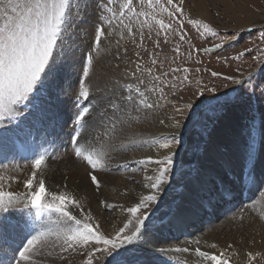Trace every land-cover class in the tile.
<instances>
[{"label": "snow or ice", "instance_id": "6c2138e0", "mask_svg": "<svg viewBox=\"0 0 264 264\" xmlns=\"http://www.w3.org/2000/svg\"><path fill=\"white\" fill-rule=\"evenodd\" d=\"M183 3L184 0H0V143L7 144L21 135L30 137L34 131L38 133L46 122L58 118L59 110L65 103L62 97L72 95L74 113L70 117V146L74 156L86 163L90 180L99 189L101 185L96 173L110 170L108 153L104 145L97 147L85 138L88 130L102 128L103 134L110 138L117 131V124L138 121L140 113H148L161 106L159 101L165 98L166 89L178 87L177 83L164 82L162 78L167 77L168 72L154 70L159 63L155 54H150L152 67H146L140 52L135 53L137 60L131 62L134 68L125 67L123 79H112L104 87L94 85L90 77L94 73L95 62L111 54V41L107 47L102 46V41L114 35L117 37L114 58L118 61H122V56L127 54V48H122V41L135 43L139 35L137 47H143L145 28L149 34L155 28L156 35L163 34L167 43L168 33L178 31L171 21L178 14L183 16ZM93 5L96 10L94 22L85 19L86 13L91 15L89 8ZM165 16L169 18L168 22ZM188 22L201 26L204 29L201 35H219L202 21L190 19ZM85 25L91 26V32ZM182 28L183 22L179 21V29ZM77 29H81L85 37L91 36V44L88 52L82 56L77 79L65 87L63 73L75 63V50L69 40L75 42L74 37L80 35ZM261 36L264 37V31ZM180 39L184 40L185 34L180 33ZM159 46L157 41L156 47ZM214 47L219 48L221 44ZM175 51L179 54L178 46ZM243 55L241 52L235 59ZM160 66L163 67L162 64ZM115 68L119 69L120 63ZM180 70L171 69L172 72ZM183 71L187 72L188 69ZM211 75L216 77L220 74L212 72ZM224 78L232 80L234 84L244 83L230 76ZM261 78L264 79V70ZM187 80L188 77L184 76L179 84ZM196 84L198 87L192 93V98L183 104H172L174 114L169 117L171 123L159 121L176 131L151 139L132 140L125 146L156 147L167 150V154L161 158L148 156L133 162L141 166L155 164L156 174L145 177L149 182L145 187L150 188V194L141 196L136 204L126 209L129 219L112 235L102 232L91 213L85 214L80 202L70 193L48 190L43 179L37 180L38 171L51 158L47 149L34 150L30 157L33 171L24 181L26 192L5 190V178L0 175V253L5 257L0 259V264H35L36 258L53 257L57 249L61 261L68 260L70 254H81L85 256V264H96V254L99 253L110 258L106 264H147L137 253L142 245L150 242L152 217L159 210L157 207L149 213L147 209L161 202V193L172 187L170 180L173 177L182 175L181 168L173 170L178 155L176 147H183L187 142L185 137L193 132L203 135L208 129L206 121H215L234 105L247 103L249 113L253 111L251 97L246 100L247 93L243 89L238 90L235 99L229 98L227 93L224 97L209 99L205 97V92H215L216 89L200 86L199 80ZM172 95L176 93L172 92ZM152 96L157 99L151 100ZM179 99L183 100V97ZM243 135L240 172H229V175H235V179L214 188L213 194L220 199L226 196L235 199L237 194L243 192L245 179L253 185V189H250L253 196L264 185V176L256 173L257 162L264 148V116L257 124L255 115H250ZM198 176L199 173L193 179ZM10 179L14 181L16 177ZM102 203L105 208L115 207ZM73 209H80V213L74 214ZM176 212L179 214L181 209L177 208ZM53 214L55 220L52 219ZM16 216L19 218H14ZM42 217L47 219L42 220ZM239 218L243 219L242 216ZM261 218L264 219V215ZM159 219L163 220V217ZM199 243L196 240L197 247L191 250L198 264H229L224 251L202 250ZM208 247L215 249L217 245L213 243ZM159 251L163 253L169 250ZM174 251L187 253L190 249L175 248ZM259 255L249 252L247 264H252Z\"/></svg>", "mask_w": 264, "mask_h": 264}, {"label": "rangeland", "instance_id": "374dc122", "mask_svg": "<svg viewBox=\"0 0 264 264\" xmlns=\"http://www.w3.org/2000/svg\"><path fill=\"white\" fill-rule=\"evenodd\" d=\"M182 7L184 10L183 16H180L178 14L176 19L171 21L173 24V28L178 29V31H170L168 33L167 43H165V36L163 34H161L160 36L156 35L155 28L153 29L151 34H149L148 29L145 28L144 29L145 38L142 48L137 47V45L140 43L139 35H137L135 43H133L131 40H125L121 42L122 48L124 47L127 48V54L122 56L123 62L118 61L114 58L115 53L117 51L115 47V40L117 37L114 35L113 37H110L108 40L102 41V46L105 47L109 46V42L111 41V54H106L95 62V70L93 75L90 77V82L93 83L94 85H98L102 87L101 84L98 83H103L104 85H106L109 84L112 79H123V72L125 67L134 68V64H132L131 62L137 60L135 53L140 52V56L143 58L142 63L144 66L152 67L150 54H155V58L158 60L159 63L157 64V66H155L154 70L156 72L164 71L169 73L167 77L162 78L165 83L178 84V87L175 89H166L165 98L159 101L161 106L158 108L164 111H169L173 113V109H172L173 103L183 104L184 102L192 98V93L195 92L198 87L196 84L197 80L201 82L200 86L216 89L215 92H205V97H209V99H211L212 97H224L226 93L228 94L229 98L235 99L238 95V90L243 89L247 93L245 99L247 100L248 97H251L250 106L253 109L252 113H249V104L247 103L234 105L229 110H227L229 111L230 115L238 113V115L241 114V117H243L242 119H240V122H236L234 126L236 133L241 136L240 138H238V141L236 142V146L240 149L244 144L243 133L245 126L249 123L250 115H255L257 124L260 122L261 117L264 116V94H262V92H264V79L261 78L262 70H264V37L261 36V32L264 31V0H184ZM95 12L96 10L94 9L91 16H89L86 13L85 19L94 22L96 19ZM164 19L166 20V22H168L169 20V18H167L166 16L164 17ZM190 19L202 21L204 24L209 25L213 30L219 33V35L212 36L209 33H204V35H201V33L204 32V29L201 26H193L192 24H190L188 22ZM179 21L183 22L182 29H179ZM84 27H87L91 32L90 25H85ZM77 31L80 32V35L74 37L75 42L73 43L71 39L69 40V43H72L75 53L76 52L78 53V56H75V58H77V64L73 65L74 69L73 66L68 67L63 73L65 77V87L69 83L74 82L77 79L81 69L80 61L82 59V56L88 52L89 46L91 44V36L85 37L81 29H77ZM180 33L185 34L184 40L180 39ZM157 41H159V45H160L159 48L156 47ZM83 42L86 43L83 44ZM217 44H221V47L219 48L214 47ZM177 46L179 47V54H177V52L175 51ZM205 49H211V51L206 52L204 51ZM246 50H250V51H246ZM241 52H243L244 55L240 56L239 59H235V57H237L238 54ZM117 63H120L119 69L115 68V65ZM161 64L163 65L162 68L160 66ZM174 68H179L181 70L178 72H172L171 69ZM185 68L188 69L187 72L183 71V69ZM104 70H108V72ZM100 71H103L102 73L107 74L106 76L108 75L110 76L108 77L109 81L103 82L101 80L100 82L97 80L98 77L96 75ZM212 72H217L220 75L213 77L211 75ZM184 76H187L188 80L184 81V83L181 85L179 84V81L183 80ZM226 76L233 77L234 79L237 80L243 79L242 81H244V83L238 85L234 84L232 80L225 79L224 77ZM172 92H175L176 95H172ZM181 96L183 97V100L179 99V97ZM67 97H68V104L70 106L69 112H71L70 114L71 117L74 113V111L73 112L71 111L72 109H74L72 103L73 97L72 95H68ZM156 99H157L156 96L151 97V100H156ZM226 112L221 114L215 121L212 120L206 121L208 129L207 132H205L203 135H197L195 132H193L189 136L185 137L187 142L184 144L183 147H179V146L176 147V151L178 155L175 157L173 170L175 171L176 168L178 167L181 168L182 175H180L179 177H173L172 180H170V183L172 184L170 191L173 192L170 195L171 197H166L168 191L161 193V197H160L161 202L158 205H151L147 209L149 213H151L154 208L158 207L159 209L156 213V216L152 217L153 218L152 221L154 223L153 226L159 225L165 218L170 217V215L174 210L175 202L184 200L182 204L184 203L185 205L184 204L183 205L186 207L190 206L187 203V200L202 201L203 203H207L206 201L207 195L205 194L203 195L201 190L198 189L199 182H203V181L206 182L203 176L206 177V180L208 182V180L211 179L210 176H213L214 173L216 178H218L219 180L223 179L222 180L223 184L225 181L230 180V178L232 177L229 175V172L231 173L234 172L235 168L233 166L230 167L229 165L228 166L229 169H227L228 167L222 164V165H215V168L212 167L211 169V167L209 168L205 165H202L204 153H206L205 154L206 157L210 156L214 158H219L220 157L219 155H224V153L223 154L217 153V157H216L209 149V146L213 144V135L217 133L220 127V120L223 117V115H225ZM149 113L151 112H148V114ZM148 114L146 115L147 118L145 119V115L144 114L142 115V113H140L139 114L140 118L138 121L135 120L130 121L129 124L127 123V125L136 126L139 123L146 122L150 118L148 117ZM70 117H67V121L65 122V125L64 123H60L58 121L59 124H61V127L62 126L67 127L69 125L70 128L72 129ZM150 121H152V119ZM149 124H151V122ZM128 128L130 129V127ZM89 130L92 129L90 128ZM117 131L113 136H118V137L116 138V141L113 144L110 142V140H108V138L104 137L103 134H101V130H100L99 134L102 137V139L99 140L97 147L101 145L105 146L107 142L105 140H108L109 144L111 143L114 145V147H117L115 151L116 153H121V154L126 153L125 156H127L128 159H135L136 161L141 160L139 156L141 155L142 151L144 150L148 151V149H144V148H148V146L127 147L129 148L127 150H124V147L119 148L118 146L120 145L123 146L126 145L127 143L129 145L130 140L126 138V140L128 141L125 142L124 138L119 137L120 133H118ZM180 131L183 132V129H181ZM230 135H233V133H231ZM68 138L66 140L67 141L66 146L62 148L59 147V151H62L63 154H66L68 151L66 149L69 143ZM132 138L136 141L151 139V137L146 135H135V134L132 135ZM1 146L2 143H0V150H1ZM7 146L8 148L10 147L12 149V145L7 144ZM224 150L226 151L229 150L227 152H229L230 154L229 148H224ZM145 151L142 153H145ZM51 156L52 154L50 155V157ZM49 159L47 161L51 163L52 160H54L55 158L51 160ZM240 160H241V155L239 157L238 156L234 157V161H237V163H239ZM56 161L60 162L59 160ZM217 162L219 163V161ZM13 164H17V163H13ZM132 164L129 166L127 170H124L122 172L128 171L125 172V174H131L133 176L129 181L132 185L135 186L143 185L142 181L143 178L146 177L148 168L151 167L156 169L155 168L156 166L152 167L155 164L150 166H141L136 163H132ZM30 169L31 170L29 177L33 171L32 167ZM212 170L214 172L211 173ZM118 171L119 170L117 169L114 170L113 168L111 169V171L107 173L108 174L112 173L116 176L115 173H118ZM198 172L200 173L199 176L196 179H193V177L197 176ZM97 173L101 174V171ZM105 173L106 172H104V174ZM152 176H155V173H153ZM9 177L11 178L13 176H9ZM29 177L26 175V178ZM185 180L187 181L185 182ZM221 180L218 181L219 183L217 182L214 185H216V187H220L221 186L220 184L222 183ZM8 181H12V180L9 179ZM19 181L20 180L17 179V183ZM213 188H215V186ZM147 190H148V194H150L151 191L150 188L147 187ZM180 190H182V192H180ZM71 195L73 196V194ZM243 199H244L243 193H240L237 194L235 201L232 200V203L231 200H228L227 202L224 203V205L222 204V207H220V209L215 214L211 213L209 210H206V212H210L211 216L210 215H207V217L204 216L206 219L204 223L205 226L202 224L200 228L199 226L201 224L199 225V222L189 223L186 226L183 234L177 237L166 236L167 238L164 237V239L166 238L165 241L169 244L177 242L178 248L188 247L181 244L183 243L184 240L190 239L192 241L193 238H191V235L192 237H195V235L196 236L203 235L204 232H206V230L204 231L202 228L209 225L218 227L226 220L228 221L229 217L234 218L238 214L243 215L245 209L241 208V206L243 204L247 205L248 203L250 205L252 202V200L244 201ZM138 201L139 199L137 200V202ZM191 208H192V214L198 213L197 207H191ZM240 208L244 209L243 212H241ZM118 209L121 210L123 209V207L121 206ZM118 209H116L115 207L105 208L104 213L107 215L106 218H110V220H112L111 217H113L120 221V219H118V215H119ZM226 210H230V211L232 210L233 212L231 211V213L227 214L225 213ZM161 216L163 217V220L159 219V217ZM180 217L182 218L183 221L184 219L183 215L179 214V220H181ZM176 220H174V223L178 222ZM154 221L155 222L158 221V222L155 223ZM187 230L189 231L193 230L194 232L188 233ZM152 233L153 232L151 231V236L154 235ZM182 235L184 237H182ZM155 240L157 241L158 245L163 244L162 240H157V239ZM189 245H195V243L193 244L192 242H190ZM187 253L192 254V251H189ZM137 255L140 257L143 256L141 257L143 260H145L144 257L147 256L144 255V253L141 251L138 252ZM257 257L258 258H256V260L252 262V264H264V256L259 255ZM145 258L147 264H154L151 262L150 259H147V257ZM227 258L229 260V264H247V262L245 261H236L237 262L236 263L233 260H231L229 257ZM108 259L110 258L106 257V261ZM190 264H197V263L191 262Z\"/></svg>", "mask_w": 264, "mask_h": 264}, {"label": "bare ground", "instance_id": "6f19581e", "mask_svg": "<svg viewBox=\"0 0 264 264\" xmlns=\"http://www.w3.org/2000/svg\"><path fill=\"white\" fill-rule=\"evenodd\" d=\"M94 9H95L94 5L89 8V11L91 12V14L93 13ZM84 43L86 42H83V44ZM75 56H78L77 52L75 53ZM76 64H77V58H75L74 65ZM73 69H74V66H73ZM103 69H106V68H103ZM104 71L108 72V70H104ZM102 72L103 71H100L97 73L96 76L98 77V79L97 78L96 79L100 82L101 80L103 82L109 81L108 77L110 76L109 75L106 76L107 74L102 73ZM242 80L243 79H241V81ZM98 84H101L102 87L105 86L103 83H98ZM62 99H66V100H65L64 105H62L61 109L59 110L58 118L50 122H46L40 128L38 133L34 131L37 135V137L35 138L36 141L38 140L40 142H44L45 137H47V143L49 142L50 146H52L51 149L49 148V151L53 149L52 152H50L52 153V156L49 160L55 158L56 160L60 161V162H57L55 159L52 160L51 163L49 161H46V163L42 166V168L37 173V180L43 179L45 181L46 189L48 190L56 191V192L64 191V192L73 194V196L80 202L83 212L85 214L90 212L94 220L99 223L100 230L104 232L106 235H112L120 227H122L123 224L126 223L127 220L129 219L128 218L129 214L127 213L126 209L136 204L137 200L140 199L141 196L148 194V190H147V187H145V185L149 182L146 181L145 178H143V181H142L143 185L141 186H135L130 183L129 180L133 176L131 174H125V172H128V171H125V172H122V171L127 170L129 166L136 160L128 159L127 156H125L126 153L121 154V153L115 152L117 147H114L113 144L115 143L116 138L118 137V136H113L115 133L111 134L109 138V136H106L103 134L104 129L97 128L95 130L93 129L88 130V133L85 134V138L91 141L95 146H97L99 140L102 139V137L99 134V131L101 130V134H103L104 137L108 138V140H110V142L113 143V144L111 143L109 144V141L105 140L107 141L105 146H106V150L108 153V165H109L110 170L101 171V174L96 173L100 181V185H101L100 188L97 189L90 180V177L88 175L89 168L86 165V163L78 160L74 156L72 148L69 144L70 139H71L70 133L72 129L70 128L69 125L67 127L65 126L61 127V124H59L60 122V123H64L65 125V122L67 121V117H70V114H71V112H69L70 106L68 104V97L67 96L62 97ZM71 111L73 112L74 109H72ZM150 112L151 113L149 114L142 113V115L144 114L145 116L148 114V117L150 118L146 122L139 123L136 126L135 125L129 126L127 125V123L124 125L117 124V128H118L117 132L120 133L119 137L124 138V141L127 142L128 140H126V138H128L130 141L134 140L132 138V135L134 134L135 135H146L152 138L154 136L168 135L171 132L175 131L174 129L166 127L165 125H162L159 123L160 120H164L165 124H170L171 121L169 117L172 116L173 113L169 111H164L160 108L156 110L155 109L151 110ZM228 114H229V111H227L225 115H223V117L221 118L220 127L217 133L213 135V144L209 146V149L212 151V153L216 157H217V153H220V154L224 153V155H219L220 156L219 157L220 159H219V158H214L210 156L206 157L205 156L206 153H204L202 165H205L209 168L211 167V169L212 167L215 168V165L223 164V165H226L227 167L230 165V167L233 166L235 168L233 174H239L240 169H241V160L239 161V163H237L238 160L234 161V157L236 156L239 157L241 155V148L239 149L236 146V142L238 141V138H240L241 136L236 133L234 126H235V123L240 122V119H242L243 117H241V114L238 115V113L231 114V115L230 114L228 115ZM151 119L152 121H150ZM148 122L149 123L151 122V124H149ZM127 126L130 127V129ZM231 133H233V135H230ZM97 137H99V139H97ZM67 138L69 139V143L66 149L69 152L67 151L66 154H63L62 151H59V147L62 148L66 146ZM50 139H53V142H56V145L55 143L54 145H52L53 143L52 144L50 143ZM7 144L9 145V143ZM7 144L2 143L1 150H0V175H3L5 178L4 179L5 190L14 191L17 193H24L26 192V189L23 185H24V181L28 179L26 178V175L29 177L30 170H31L30 168L32 167L31 163H17V161L14 162L15 155L11 153V150L10 148H8ZM126 145H128V143ZM126 145H123V146L120 145L118 147L119 148L124 147V150H127L129 148L125 147ZM224 148H229L230 154L229 152H227L229 150L226 151L224 150ZM144 149H148V151L147 150L145 151ZM144 149L143 150L145 151V153H142L144 152L142 151L141 155L139 156V158L141 159H144L148 156H152L154 159L161 158L163 155L167 154V150L159 149L155 147H148ZM48 155L50 156V154ZM217 161H219V163ZM13 162L17 164H13ZM17 165H19V167H16ZM124 165H127V167H124ZM155 166L156 165L152 167H155ZM113 168L114 170L115 169L119 170L118 173L114 172L116 176L112 173L111 174L107 173L111 171V169ZM227 169H229V167ZM213 170L211 171V173L215 171ZM104 172L106 173L104 174ZM153 173H155V169L150 167L148 168V172L146 173V176H152ZM256 173L264 176V148H262L261 155L257 162ZM9 176L16 177V181L15 180L8 181L10 179ZM230 176H232L230 180L235 179V175H230ZM210 177L211 179H209L207 182L206 177L203 176L206 182L203 181V182L198 183L199 185L198 189L201 190L203 195L204 194L207 195L206 201L208 204L203 203L202 201H194V200L186 199L187 203L190 205V206L188 205L189 207H186L184 206L185 205L184 203H183L184 205L182 204L184 200L175 202L174 203L175 207L170 217L165 218L159 225L152 227V232H153L152 234L154 235L149 237L150 242L148 244L141 246V252H143L144 255H147L145 257H147V259H150L152 263L154 264H190L191 262L193 263L196 262L198 264V260L195 256L194 251H192V254H188L184 252H176L174 251V249L178 248L177 242L169 244L165 241V239L167 238L166 236H171V237L180 236L181 234L184 233L185 228L189 223L199 222V225L201 224L199 226L200 228L202 224L205 226L204 223L206 219L204 216L206 217L207 215L211 216L210 212L215 214L220 209V207H222V204L224 205V203L227 202L228 200H231V203H232V200L235 201V199H233L232 196H226L224 199H220L219 196L214 195L213 187L214 186L216 187V185L214 184H216L221 179L219 180L218 178H216L214 173H213V176H210ZM17 179L20 180L18 183H17ZM186 181L187 180H185V182ZM228 181H225L224 183H227ZM222 184H223V181L220 185L222 186ZM250 189H253V185L249 184L247 180L245 179V185H244L243 192H246V196L244 193V199L245 201L252 200V202L250 201L251 204L249 205L248 203L247 207H244L245 204L241 206V208L245 209V212L242 211L243 215L238 214L234 218L229 217L228 221L226 220L225 222L220 224L218 227L217 226L214 227L213 225L206 226L202 228L204 231L206 230V232H204L203 235H197L198 237L195 235L196 238L192 237L191 235V238H193L192 241L190 239L184 240L181 245L188 246V248L191 251L192 249L197 247V245L196 244L189 245V243L192 242L194 244L196 240H199L200 243L198 246L202 250L216 252V253H219L220 251H224L227 257H229L234 262L236 261L247 262L248 260L247 254L249 252L253 254L260 253V255L264 256V219L261 218V216L264 215V185H261L262 190L256 193L255 195L256 197L252 195V191ZM180 192H182V190H180ZM172 193L173 192L170 191V189H168L166 197H171L170 195ZM250 197L252 198L249 199ZM102 202H106L107 204H110V205H115L116 209L120 208L121 206L123 207V209L121 210L118 209V212H119L118 219H120V221L111 216L109 217H111L112 220H110V218H106L107 215L104 213L105 206ZM201 203H203V207H201ZM191 207H197L198 213L193 212L195 215L192 214ZM177 208L181 209V212L179 214L183 215V218H184L183 221L181 217H180L181 220H179V214L176 212ZM206 210H209L210 212H206ZM231 211L226 210L225 213L228 214V213H231ZM73 212L74 214H79L80 209H73ZM240 216L243 217L242 220L239 218ZM14 218L18 219L19 216H16ZM44 218L47 219V217H44ZM55 218H56L55 214H53L52 219L55 220ZM174 220L178 222L177 223L175 222L176 223L175 224ZM157 222L158 221H156L155 223ZM161 225H163V227ZM187 231L188 233L194 232L193 230L192 231L187 230ZM164 237L166 238L164 239ZM182 237L184 236L182 235ZM155 239L162 240L163 244L158 245ZM213 243L217 245V248L211 249L208 247V245L213 244ZM229 245H231L232 247L229 248L228 247ZM159 249H168L169 251L162 253L159 251ZM57 253H58V249L54 252L53 257L45 256L43 258H36L35 264H41V260H43V264H69V261H70V264H85V256L81 254H70L68 257V260L61 261L58 258ZM96 255L98 258L96 264H105L106 257L101 256L99 253H97ZM145 257L144 259L146 260ZM4 258L5 257L3 256V254L0 253V259H4Z\"/></svg>", "mask_w": 264, "mask_h": 264}]
</instances>
